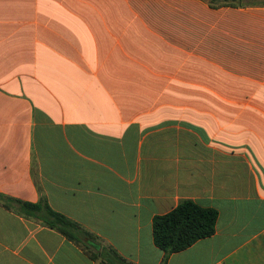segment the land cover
Wrapping results in <instances>:
<instances>
[{"label": "crops", "instance_id": "0c3cea01", "mask_svg": "<svg viewBox=\"0 0 264 264\" xmlns=\"http://www.w3.org/2000/svg\"><path fill=\"white\" fill-rule=\"evenodd\" d=\"M1 197L48 200L132 264H264V0H0V264H104Z\"/></svg>", "mask_w": 264, "mask_h": 264}, {"label": "trees", "instance_id": "16d2710c", "mask_svg": "<svg viewBox=\"0 0 264 264\" xmlns=\"http://www.w3.org/2000/svg\"><path fill=\"white\" fill-rule=\"evenodd\" d=\"M244 0H210L212 6H239ZM2 205L33 218L45 226L58 231L70 241L80 245L84 253L94 261L104 264H132L112 247H102L97 237L79 223L51 208L46 198L38 203L23 202L11 197H1ZM218 212L203 208L192 200H184L170 213L153 219L155 245L164 252L161 264H167L170 256L182 252L216 232Z\"/></svg>", "mask_w": 264, "mask_h": 264}]
</instances>
